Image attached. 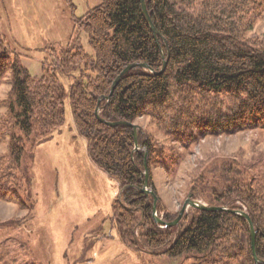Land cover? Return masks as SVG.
<instances>
[{
  "label": "trees",
  "instance_id": "obj_1",
  "mask_svg": "<svg viewBox=\"0 0 264 264\" xmlns=\"http://www.w3.org/2000/svg\"><path fill=\"white\" fill-rule=\"evenodd\" d=\"M158 40L143 12L142 0H103L76 18L94 51L90 56L77 43L67 49L55 68L44 64L41 77L32 76L19 62L0 24V84L11 71V91L2 102L0 137L10 138L9 151L0 155V200L27 208L22 158L28 147L48 138L66 120L69 97L80 134L92 162L114 177L121 198L113 207L123 242L153 257L179 259L194 254L197 264H264L252 249L249 221L230 211L191 208L175 226H162L153 216L154 198L141 191L147 161L150 185L154 156L167 171L179 163L166 160L169 151L145 130L136 150L130 125L109 126L99 121H128L149 116L162 132L185 149L207 136L232 135L264 129V40L247 37L264 11V0H146ZM166 69L158 73L164 60ZM136 66L115 79L133 62ZM84 63L82 74L66 90L57 71L69 74ZM147 152V154H146ZM176 155L178 157H176ZM258 162L219 166L202 163L189 193L208 205L245 210L256 232V253L264 261V166ZM157 212L169 213L158 195Z\"/></svg>",
  "mask_w": 264,
  "mask_h": 264
},
{
  "label": "rangeland",
  "instance_id": "obj_2",
  "mask_svg": "<svg viewBox=\"0 0 264 264\" xmlns=\"http://www.w3.org/2000/svg\"><path fill=\"white\" fill-rule=\"evenodd\" d=\"M103 0H0V24L10 48L19 53L20 64L32 76L44 74V64L55 68L67 49L79 43L94 56L86 31L76 18ZM264 40V11L247 33ZM84 63L69 74L57 71L66 90L82 74ZM11 71L0 84L2 102L11 91ZM66 120L51 135L28 147L22 158L24 196L28 207L0 200V264H197L194 254L179 259L153 257L130 249L122 240L113 207L119 198L114 177L90 159L85 138L77 129L69 97L64 100ZM152 136L158 147L179 152V163L169 172L158 155L151 166L157 195L169 213L178 212L189 195L191 181L202 163L221 166L258 162L264 166V129L232 135L207 136L185 149L168 138L149 116L135 121ZM10 138L0 137V155L9 151ZM196 199L206 203L202 196ZM187 209L185 214L191 211Z\"/></svg>",
  "mask_w": 264,
  "mask_h": 264
},
{
  "label": "water",
  "instance_id": "obj_3",
  "mask_svg": "<svg viewBox=\"0 0 264 264\" xmlns=\"http://www.w3.org/2000/svg\"><path fill=\"white\" fill-rule=\"evenodd\" d=\"M142 7H143V12L145 14V16L147 17L152 30L156 36V39L158 40V35H159V31L156 28V26L154 25L151 16L149 14L148 8H147V3L146 0H142ZM168 63V59L164 60V64L161 68V70L158 73H162L165 71L166 66ZM136 66H142L145 68H149L148 64L145 62H133L131 64H129L128 66H126L124 68V70L121 72V74L115 79V81L113 82L110 92L108 95H104L102 96V98L109 100L111 95L113 94L116 86L118 85L121 77L128 71H130L132 68L136 67ZM151 71H154L152 68H149ZM96 116L99 119L100 122L105 123L109 126H116V125H120V124H126V125H130L133 127L134 129V136H135V145H136V150L140 149L139 144H138V135L139 132L141 130V126L139 124L136 123H132V122H128V121H124V120H120V121H110L107 120L103 117H101L100 115V107L98 106L96 108ZM147 154V152H146ZM144 186L141 188V191L146 193L147 195H151L154 198V203H153V216L155 218V221L162 225V226H175L177 225L180 220L183 218V216L185 215V213L187 212V209L189 207H194V208H198L201 210H208V211H219V210H225V211H230L236 214H240L243 217H245L250 224V229H251V236H252V249H253V254L255 256V259L257 262H264L262 259L259 258V256L256 253V232H255V228H254V224L251 220L250 215L245 211V210H234V209H230L227 206H216V205H208L206 203H203L201 201H199L198 199H195L193 197V195L191 193H189L188 197L186 198L183 206L181 207V209L179 210V213L177 215V217L172 220V221H166L164 220L161 216L158 215L157 212V202H158V195L156 194L155 190L152 188V186L150 185V172H149V166L147 161L145 162V169H144ZM121 198V192L119 193V199Z\"/></svg>",
  "mask_w": 264,
  "mask_h": 264
}]
</instances>
